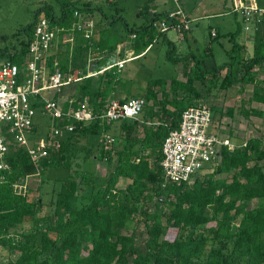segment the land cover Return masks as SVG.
<instances>
[{
  "label": "trees",
  "instance_id": "obj_1",
  "mask_svg": "<svg viewBox=\"0 0 264 264\" xmlns=\"http://www.w3.org/2000/svg\"><path fill=\"white\" fill-rule=\"evenodd\" d=\"M55 1L59 13L53 5H43L34 22L18 33V43L0 49V57L20 63L44 14L64 29L50 51L48 70L53 74L59 69L66 79H81L76 82L72 109L88 97L94 119L80 124L65 115L57 125L59 129L74 126L71 137L59 148L48 149V157L39 165L5 131L8 169L0 173V244L10 251L6 264H264L263 136H252L233 149L224 147L221 162L193 184L164 187L161 166L164 141L179 129L183 112L201 104L204 94L229 90L237 82L253 83L249 102L264 104V80L257 81L255 74L256 66L264 65V23L255 33L253 57L246 58V47L237 40L239 28L229 34L232 48L226 64L206 70L199 60L186 66L188 56L174 59L184 63L186 81L150 79L141 96L146 105L139 120L107 124L99 116L121 84L118 59H124L128 49L136 57L146 53L156 39L155 24L165 15L151 16L150 24L139 29L127 26L129 41L124 37L112 40L110 30L116 21L103 17L95 35L87 39L77 28L80 18L75 13L92 15L91 5L81 6L80 0ZM155 1L148 0L141 15L148 17ZM66 33L72 35L68 43L63 41ZM122 43L126 46L119 51ZM110 66L114 67L100 74ZM89 71L96 75L88 77ZM32 102L36 109L43 105L40 97ZM69 107L64 106L65 113ZM233 113L230 109V116ZM252 113L247 111L244 117L249 119ZM109 133L119 148L104 144L103 137ZM94 137L100 142L82 150V160L108 161L112 166L108 177L83 172L56 180L50 210L43 216L42 195L30 202L17 193L15 186L37 175L39 168L70 171L78 158L76 147ZM121 182L126 187L119 186ZM148 203H153L154 210L143 211ZM142 221L147 235L145 254L137 245L136 227ZM129 222H135V228L126 235L123 230ZM170 231H176L173 239Z\"/></svg>",
  "mask_w": 264,
  "mask_h": 264
},
{
  "label": "rangeland",
  "instance_id": "obj_2",
  "mask_svg": "<svg viewBox=\"0 0 264 264\" xmlns=\"http://www.w3.org/2000/svg\"><path fill=\"white\" fill-rule=\"evenodd\" d=\"M80 2L81 6L87 3L90 4L91 8L95 11L92 15L85 16L86 19H83L85 17L81 14L79 18L84 24L87 21L93 22L96 32L98 29L97 24L103 17H107L110 22L116 21L114 26H111L110 30L112 40L114 41L117 39L120 40L122 37L127 38V26L131 29H139L148 26L151 22V16L148 15L147 17L143 14L141 15L142 8L146 5L148 0H80ZM46 3L53 5L55 13H59V4L55 0H0V49L11 48L13 45L17 44L18 41H16V37L18 33L27 25L34 22L36 12ZM154 3L153 7L157 10L173 8V3L169 0H156ZM224 3L227 4L229 11H227L228 13H225L223 17L219 16V18L209 15V17L206 18L204 16L199 22L191 23L192 31L190 33L197 41L193 40L194 38L192 39L193 41L191 40L190 42L182 40L180 38L181 34L175 30H170L166 34H161L160 20H158L154 28L156 39L152 47L143 56L127 62L121 72V84L118 86L116 93H122L121 98L128 96L141 97L150 79L171 80L177 77L182 66H179V64L173 60L186 56L190 48L195 49L198 45L201 50H204L207 46L213 47L215 50L214 58L218 65L226 62L228 59L227 55L232 48L229 34L237 31L239 28L240 34L237 38L239 42L245 41L247 37L253 40L255 33L253 31H246V23L243 19V15L235 12L234 8L235 6L247 4L264 9V0H247L246 3H244L243 0H221V4H223L222 7H224ZM181 5L184 11L192 17V0H182ZM218 8V4L214 5V10L210 13H219L221 10H217ZM152 9L153 8H151V10ZM207 9L209 8L204 6L203 11ZM203 11H201V14H204ZM211 26L220 29V37L218 39H212L210 32ZM64 36L66 41H63L65 43L72 41V35L70 33H66ZM127 39L129 41L130 37ZM249 44L253 45V42L250 41ZM92 59V56H90L88 62ZM76 84L78 83L72 81L70 85L62 88L59 93L53 91L50 96H57V100L62 106L67 104L70 106L72 100H75L72 97L76 91ZM45 95H47V97L49 96L48 93ZM59 121L60 120H56L42 109H38L34 118L35 130L27 136L29 146L35 148L55 146L57 149V145H60L62 141L67 140L72 135V132L68 129L58 128L57 123ZM240 122L242 124L241 127L244 125L242 130L244 132H250V134L247 133L248 137L256 135L263 136L264 139V117L259 121L258 119H253L251 117L247 119L242 116L238 123ZM256 124L260 128L256 127ZM237 128L239 129L240 126H237ZM254 130H257L258 133ZM113 136L112 133L104 136V144L108 148H119L120 144H118L117 141H114V144L109 143L108 137L114 138ZM99 142L100 140L97 137L90 138L88 141H82L80 145L76 147L78 158L70 171L66 169L56 170L53 168L44 171L42 168H39L37 175L28 177L23 184H19L17 193L27 197L30 202H36L37 198L42 195L44 207L41 216H43L50 210L48 204L51 201L56 180L68 179L71 174L78 177V175L83 172L92 173L96 177H108L112 171V166L109 165L108 161L90 160L88 163H84L82 160L85 156L82 150L88 145L96 146ZM234 142L242 143V139L235 140ZM40 186L42 187V191L39 190ZM119 186L126 187L122 182ZM255 205L256 201L251 204V207ZM151 209L154 210L153 203H148L145 205L143 211H149ZM26 227H30V225L28 224ZM134 228L135 222H129L127 227L123 230V233L131 235ZM136 228L137 245L140 251L145 254L144 243L147 235L143 221ZM175 235L176 231H170L169 238L173 239ZM9 254V249L0 244V263L6 264L10 258Z\"/></svg>",
  "mask_w": 264,
  "mask_h": 264
},
{
  "label": "built area",
  "instance_id": "obj_3",
  "mask_svg": "<svg viewBox=\"0 0 264 264\" xmlns=\"http://www.w3.org/2000/svg\"><path fill=\"white\" fill-rule=\"evenodd\" d=\"M173 8L167 12L160 21V30L163 33L175 30L182 36L191 29L183 7L182 0H169ZM247 0H243L246 3ZM234 11L241 13L246 23V31H257L264 23V9L256 6L243 4L235 6ZM75 16L79 18L80 13ZM77 28L90 39L94 35L95 24L93 22L79 21ZM63 28L54 26L49 19L42 14L34 30L33 40L29 45L27 53L20 63L12 62L0 57V173L8 169L6 155L8 145L6 143L5 131L9 133L14 144L25 148L32 160L40 164L48 157V149L55 150V146L30 147L27 136L33 132L34 118L37 110L33 106V100L40 97L42 109L56 120H62L65 115L72 116L80 124L89 123L94 119L93 110L87 98L79 102L76 110L72 109V100L68 111L54 96V91L59 93L62 88L70 85L72 78L66 79L64 74L56 69L53 74L48 70V57L54 42H57ZM66 36V35H65ZM65 36L63 40H65ZM212 36L216 37L214 30ZM131 58L120 60L116 66L122 71ZM110 66L106 70H110ZM103 71V72H104ZM94 74L88 75V77ZM46 93L49 94L45 95ZM146 100L142 97H132L125 100H111L106 106L99 119L111 124L122 120H139ZM214 123L213 112L210 106L199 104L190 107L183 112L181 124L178 130L170 132L163 144V160L161 166L164 173V184L181 185L193 184L203 174L210 171L213 166L221 162L220 153L224 147L233 149L235 146L229 139L210 133ZM74 126L67 129L74 131ZM109 143L115 140L108 137ZM61 145H57L59 148ZM22 179L19 184H23ZM3 181V177H1Z\"/></svg>",
  "mask_w": 264,
  "mask_h": 264
},
{
  "label": "crops",
  "instance_id": "obj_4",
  "mask_svg": "<svg viewBox=\"0 0 264 264\" xmlns=\"http://www.w3.org/2000/svg\"><path fill=\"white\" fill-rule=\"evenodd\" d=\"M154 4L155 3H153V5H151V8H153V9L150 11L149 16H153L155 14L166 15L167 12L171 10L169 8H163L162 10L154 9V7H153ZM217 4L219 6V8L217 10H221V11L217 14L210 13L212 10H214L213 9L214 5H217ZM204 6L205 7L207 6V8H209V9H207L206 11H203ZM222 6H223V4H221V0H192V17H191V15L187 14L186 12L185 13H186L188 19L190 20V25H191L192 22H199L200 20H202L204 16H205V18L209 17V15L213 16V17H219V16L223 17V15L225 13H228L227 11H229V9H228L226 3H224V7H222ZM201 11H203L204 14H201ZM214 30L217 33L216 37H218V35H220V29L218 27H214V26L212 27L211 26L210 32H211L212 39H215V37L212 36V32ZM191 31H192V29H190V31L185 33L183 36L181 35L180 38L182 40L187 41V42H190L193 38H194L193 40L197 41L194 36H191V33H190ZM168 32H166V33H168ZM256 32L257 31H255L254 33H256ZM95 33H96V31H94V35H95ZM255 39H256V37H254L253 40H251L250 37H247V39L245 41L240 42L241 44H243L246 47V58H251L254 55V49H255V43H256ZM250 41L253 42V45L249 44ZM124 46H126V44L122 43L121 45H119V51ZM189 50H190L189 53L186 55V56H188L186 66H188L189 68L195 65L196 60L202 61V66L206 70L212 69V68L217 67V66H222V65L226 64L228 61V59H227L226 62L218 65L217 61L214 58V54H215L214 51L215 50L213 47H210V46H207L204 50H201L199 48V45H198V47H195V49L190 48ZM147 51H146V53H147ZM146 53H144V54H146ZM144 54H142L141 56H143ZM186 56L179 58V59L182 60ZM137 57H140V56H137ZM137 57L135 56V51L133 49H128L126 51V55H125L124 59L131 58V60H133L134 58H137ZM227 58H228V55H227ZM124 59H118V60L120 61V60H124ZM90 62H91V60L88 62L89 67H90ZM178 64H179V66H182V67L179 70V75L177 76V78L181 81H186L185 77H184L185 65L182 61ZM103 71H101L100 74H102ZM226 72L227 71H225L224 74ZM91 74H94V76L96 75L95 73H92L91 71H89L88 75H91ZM255 74H256L257 81L258 80L263 81L264 80V65H262V64L257 65L255 68ZM241 76H242V73L239 74L238 77L240 78ZM168 83H170V80ZM254 90H255V87H254L253 83L243 84V83L237 82L229 90H222L218 93H213V94H204L203 99L202 100L200 99V102L210 106V108L213 112V118H214V123H213L212 128L210 129V133L217 134L224 139H229L234 146H243L245 144V142L250 138V137H248V134H247V133L250 134V132H244L242 130L244 125L241 127L242 124H241V122L238 123V121L241 120L242 116H244L247 111L253 112L252 113L253 115L251 116V118H253V119H258L260 121L261 118L264 117V104L257 103V102H254V103L249 102L250 98L253 96ZM121 97H122V93L119 92V93H116L113 96V98H110V99L111 100H124V99L132 98V97H138V96H128V97H124V98H121ZM85 98H87L90 102V99L88 97H85ZM230 109H234V113L232 116H230V114H229ZM237 126H240V128L238 129ZM255 126L260 128L257 124ZM246 129H247V127H246ZM255 132L258 133L257 130ZM254 136H256V135H254ZM239 139H242V143H235L234 142L235 140H239Z\"/></svg>",
  "mask_w": 264,
  "mask_h": 264
}]
</instances>
